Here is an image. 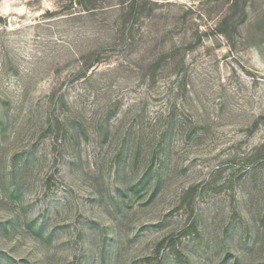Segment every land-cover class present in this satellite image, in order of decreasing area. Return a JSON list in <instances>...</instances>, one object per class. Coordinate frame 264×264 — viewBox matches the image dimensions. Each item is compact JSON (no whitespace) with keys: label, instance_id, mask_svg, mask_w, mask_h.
<instances>
[{"label":"rangeland","instance_id":"374dc122","mask_svg":"<svg viewBox=\"0 0 264 264\" xmlns=\"http://www.w3.org/2000/svg\"><path fill=\"white\" fill-rule=\"evenodd\" d=\"M129 1L0 0V264H264V0Z\"/></svg>","mask_w":264,"mask_h":264},{"label":"trees","instance_id":"16d2710c","mask_svg":"<svg viewBox=\"0 0 264 264\" xmlns=\"http://www.w3.org/2000/svg\"><path fill=\"white\" fill-rule=\"evenodd\" d=\"M119 14L117 15V19L116 22L118 23V26H120V28L117 29V32L122 33L123 36H125L124 34L127 32L126 29L127 27L125 26V22L127 19H129L130 17L134 16L136 14V11L138 10V0H131L129 2H122L119 5ZM86 10H89L91 8L94 7H86ZM121 20H123L124 22H122ZM93 63H88V65H86V67L84 68V71L89 70L90 68H92L94 65V62H96V59L92 61Z\"/></svg>","mask_w":264,"mask_h":264}]
</instances>
